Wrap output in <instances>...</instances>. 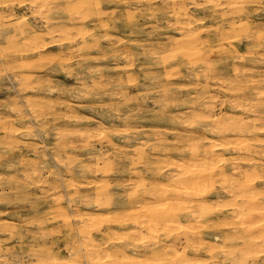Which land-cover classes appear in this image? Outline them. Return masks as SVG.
I'll use <instances>...</instances> for the list:
<instances>
[{
  "label": "clouds",
  "instance_id": "9594fccd",
  "mask_svg": "<svg viewBox=\"0 0 264 264\" xmlns=\"http://www.w3.org/2000/svg\"><path fill=\"white\" fill-rule=\"evenodd\" d=\"M0 264H264V0H0Z\"/></svg>",
  "mask_w": 264,
  "mask_h": 264
}]
</instances>
